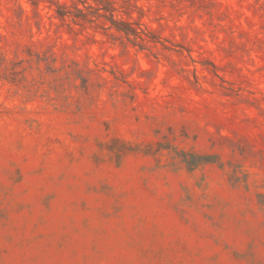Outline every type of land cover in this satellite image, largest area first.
Returning <instances> with one entry per match:
<instances>
[{
  "label": "rangeland",
  "instance_id": "obj_1",
  "mask_svg": "<svg viewBox=\"0 0 264 264\" xmlns=\"http://www.w3.org/2000/svg\"><path fill=\"white\" fill-rule=\"evenodd\" d=\"M102 188L211 198V263L264 264V0H0V264Z\"/></svg>",
  "mask_w": 264,
  "mask_h": 264
},
{
  "label": "crops",
  "instance_id": "obj_2",
  "mask_svg": "<svg viewBox=\"0 0 264 264\" xmlns=\"http://www.w3.org/2000/svg\"><path fill=\"white\" fill-rule=\"evenodd\" d=\"M92 192L66 200L72 219L52 236L53 264H212L201 229L213 199L186 189Z\"/></svg>",
  "mask_w": 264,
  "mask_h": 264
}]
</instances>
